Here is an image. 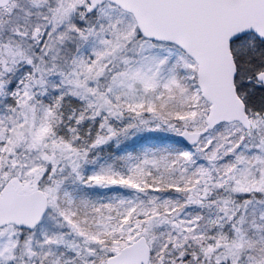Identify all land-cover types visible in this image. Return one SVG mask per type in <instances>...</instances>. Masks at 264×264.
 Returning <instances> with one entry per match:
<instances>
[{
	"label": "snow or ice",
	"instance_id": "6c2138e0",
	"mask_svg": "<svg viewBox=\"0 0 264 264\" xmlns=\"http://www.w3.org/2000/svg\"><path fill=\"white\" fill-rule=\"evenodd\" d=\"M0 264H264V0H0Z\"/></svg>",
	"mask_w": 264,
	"mask_h": 264
}]
</instances>
